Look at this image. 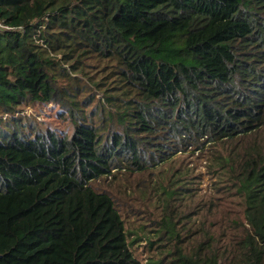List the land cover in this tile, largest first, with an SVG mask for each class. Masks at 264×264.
Segmentation results:
<instances>
[{
  "label": "trees",
  "instance_id": "obj_1",
  "mask_svg": "<svg viewBox=\"0 0 264 264\" xmlns=\"http://www.w3.org/2000/svg\"><path fill=\"white\" fill-rule=\"evenodd\" d=\"M0 22V264H141L94 182L196 152L225 199L158 184L150 264H264V0H0Z\"/></svg>",
  "mask_w": 264,
  "mask_h": 264
},
{
  "label": "rangeland",
  "instance_id": "obj_2",
  "mask_svg": "<svg viewBox=\"0 0 264 264\" xmlns=\"http://www.w3.org/2000/svg\"><path fill=\"white\" fill-rule=\"evenodd\" d=\"M89 71L94 73L96 69L93 68ZM86 83L85 77H82L78 82L84 88L83 96L90 94L88 88L84 87ZM93 93L97 99L101 98L97 89H93ZM27 105L15 114L14 119L21 121L31 119L32 123L35 122L38 125L58 130H69L68 123L60 119V110L56 105L52 103H28ZM11 119L9 115H4L1 118V123ZM209 164L205 153L196 152L194 155L182 153L177 154L163 165L149 169L144 174L129 176L122 172L113 181L110 178L94 182L97 187L112 194L125 223L129 249L141 264L157 263L158 261L156 245H150V243H154L158 231L154 224L159 215L155 202L158 184L166 185L169 181L175 180L177 176L172 178L173 174L182 175L174 189L181 186L186 187L189 190L187 195H198L199 202L206 204L207 208L211 201L218 204L224 201L225 198L220 192V187L208 179L206 171ZM161 199L164 197L161 196ZM228 201H231L232 204H228L227 211L237 212L232 198H228ZM181 211H183V221L187 223L186 228L194 229L199 223H206L204 220H197L190 216V208L183 207Z\"/></svg>",
  "mask_w": 264,
  "mask_h": 264
},
{
  "label": "built area",
  "instance_id": "obj_3",
  "mask_svg": "<svg viewBox=\"0 0 264 264\" xmlns=\"http://www.w3.org/2000/svg\"><path fill=\"white\" fill-rule=\"evenodd\" d=\"M0 28H5L1 22H0Z\"/></svg>",
  "mask_w": 264,
  "mask_h": 264
}]
</instances>
